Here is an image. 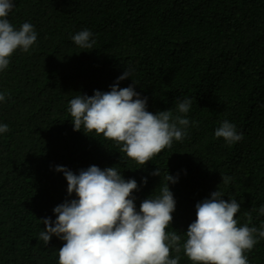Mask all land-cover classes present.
I'll return each instance as SVG.
<instances>
[{
	"label": "trees",
	"instance_id": "trees-1",
	"mask_svg": "<svg viewBox=\"0 0 264 264\" xmlns=\"http://www.w3.org/2000/svg\"><path fill=\"white\" fill-rule=\"evenodd\" d=\"M8 19L19 28L30 22L38 34L29 52L17 50L0 72V264H58L63 241H39L42 220L68 196L67 181L54 169L78 174L96 165L116 166L134 178L139 209L160 194L169 174L176 200L166 232L186 239L195 205L219 191L240 204L239 224L257 226L264 204V0H14ZM91 31V49L71 36ZM125 88L148 97L152 113L192 99L190 125L145 165L120 152L116 142L75 131L68 112L72 98L106 92L123 74ZM224 120L243 139L227 144L214 136ZM160 169V176L151 173ZM222 175L230 177L222 183ZM147 177V184L142 178ZM249 264H264V239L245 253ZM179 264H192L183 250H170Z\"/></svg>",
	"mask_w": 264,
	"mask_h": 264
},
{
	"label": "clouds",
	"instance_id": "clouds-1",
	"mask_svg": "<svg viewBox=\"0 0 264 264\" xmlns=\"http://www.w3.org/2000/svg\"><path fill=\"white\" fill-rule=\"evenodd\" d=\"M14 7V0H0V72L9 67L14 52H29L38 38L30 22L13 26L8 17ZM92 36L83 29L71 40L80 48L91 49L95 44ZM131 71L125 69L109 91L94 90L92 96L72 98L68 112L75 131L112 140L120 152L145 165L187 135L190 121L186 114L192 99L177 100L175 115L171 109L154 114L148 110V97L135 90L134 80L128 87H120ZM3 101L5 95L0 93ZM7 131L8 126L0 123V134ZM214 136L229 145L243 139V133L228 120L220 123ZM54 170L63 173L68 196L75 195L53 209L55 220H42L45 228L38 235L45 246L53 236L64 242L58 250V264H179L180 256L170 258V250H183L192 264H249L245 253L264 239V222L259 227L240 225L235 217L241 204L231 197L224 200L219 189L195 205L196 219L181 244V236L166 232L177 203L169 185L178 183V176L168 173L160 194L144 199L137 209L133 193L139 190L138 183L134 178L125 179L116 166L101 169L92 165L78 174L60 165ZM151 175L161 177L160 169ZM230 179L222 175V183ZM142 183L147 184V177ZM253 210L264 216V204Z\"/></svg>",
	"mask_w": 264,
	"mask_h": 264
}]
</instances>
